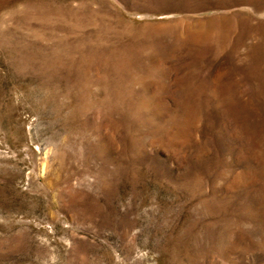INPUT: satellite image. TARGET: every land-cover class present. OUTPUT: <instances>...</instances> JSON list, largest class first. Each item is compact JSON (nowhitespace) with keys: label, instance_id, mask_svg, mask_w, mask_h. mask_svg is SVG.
<instances>
[{"label":"rangeland","instance_id":"obj_1","mask_svg":"<svg viewBox=\"0 0 264 264\" xmlns=\"http://www.w3.org/2000/svg\"><path fill=\"white\" fill-rule=\"evenodd\" d=\"M0 264H264V0H0Z\"/></svg>","mask_w":264,"mask_h":264}]
</instances>
